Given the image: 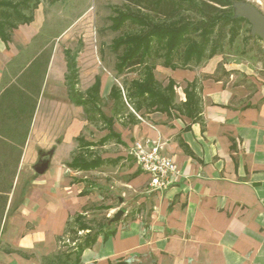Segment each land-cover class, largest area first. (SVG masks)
<instances>
[{
    "label": "crops",
    "instance_id": "obj_1",
    "mask_svg": "<svg viewBox=\"0 0 264 264\" xmlns=\"http://www.w3.org/2000/svg\"><path fill=\"white\" fill-rule=\"evenodd\" d=\"M36 25L34 15L32 23L12 31L8 42L0 37V98L6 96L8 102L16 80L41 62L44 49L38 45ZM219 62L215 58L198 71L164 70L168 82L173 79L184 88L198 81L201 118L193 120L176 111L136 112L127 103L110 116L115 118L117 135L112 139L114 152H94L106 163L78 171L69 164L81 140L97 144L91 151L106 148L112 140L99 143L109 133L103 128L98 140L84 137L92 112L71 99L68 59L54 53L18 159L22 168L28 163L35 167L41 155L52 152L50 167L32 179L14 212L10 210L15 192L6 204L0 220V264H264V71L262 76L253 73V90L244 94L243 86L215 76ZM78 78L79 67L75 88L87 98L100 77L85 93L77 88ZM80 110L90 114L87 120L80 117ZM7 118L5 114L3 119ZM148 140L159 145L181 172L165 191L151 189L150 176L129 155L136 142ZM127 160L134 164L124 172L129 175L125 192L138 199L139 207L131 216L124 212L114 228L109 222L94 229L87 224L97 217L90 206L113 209L104 196L92 191L90 178L81 175L103 173ZM80 220L91 229L78 230ZM72 233L80 237L72 241ZM89 236L94 241L79 253Z\"/></svg>",
    "mask_w": 264,
    "mask_h": 264
},
{
    "label": "rangeland",
    "instance_id": "obj_2",
    "mask_svg": "<svg viewBox=\"0 0 264 264\" xmlns=\"http://www.w3.org/2000/svg\"><path fill=\"white\" fill-rule=\"evenodd\" d=\"M39 1L40 4L34 11V15L37 29L40 31L38 45L41 49H44L40 53L41 62L32 64L30 71H27L23 78L16 80L15 88L7 96L11 101L8 102L4 98L6 96L0 98V220L5 206H7L6 204L11 203L12 193L15 192V195L10 211L14 212V209L23 201L32 179L38 176L31 163L22 168L21 164H18V159L23 153L30 129L34 123L30 116L36 105V99L40 96L52 55L57 53L58 56L63 57L66 54L68 60H75L76 66L79 67L77 88L82 93H85L94 83L96 77L101 78L99 106L101 111L108 117L112 116L118 109L115 100L108 95L111 87L117 85L120 88H125L133 80L142 79L145 75L144 65L127 70L124 73H119L117 69L120 63L119 56L122 55L123 51L114 52L112 49L114 40L123 34L140 31V26L130 20H126L121 29H113L119 20L120 14L128 13V8L122 0H58L55 3L52 0ZM243 1L253 4L264 13V0ZM132 12L142 16L137 11L132 10ZM184 15L188 16L192 23H198L202 19H206L195 8ZM232 36H234L233 39ZM193 38L198 42L201 41L197 35ZM212 38L214 43L209 46L201 63L191 61L188 65H184L185 45H183L174 53V64L179 66L180 70L186 66L187 69L198 71L216 58L220 60L215 74L217 78L225 82H231L234 86H243L244 94L251 92L254 87L252 82L253 73L262 76L264 71L263 41L251 34V25L248 22L233 25L221 24L216 28V33ZM216 45L218 46L216 55L209 58V50ZM164 52L165 50H159L155 53L153 46L145 62L148 66L155 67L154 75L156 79L163 86H167L168 77L166 71H164L166 67L162 65ZM55 65H57V61H55ZM51 70L52 64L49 74ZM201 77L205 76L202 75ZM182 88H184L182 84H177L175 88L178 104L184 102L182 100L184 97L186 101V95L184 96L185 93H183ZM68 91L70 90L68 89ZM90 108L94 111L93 105H90ZM81 110L80 117L87 120L90 114L87 115L85 111ZM5 114L8 115L7 120L3 119ZM91 116L92 118L88 119V127L84 137L95 141L98 140V136L103 131V124L99 118L100 114L96 110ZM120 118L117 117V120ZM114 144L116 143L112 140L106 148H95L91 151L92 155H94V152L99 155H103L105 152L113 153ZM83 151L85 149L80 146L77 153ZM121 164L117 167H110L103 173L101 171V173L81 175L82 178H90L88 182L92 191L104 196L105 202L109 201L111 204L109 206L113 209L111 211H100L97 209L98 204L90 206L91 214L97 215V217L94 220H88L87 224L93 226L94 229H97L100 224L111 222L110 219L118 210H123L126 214L130 213L129 216H131L136 212L132 213V211L137 210V207H139L138 199L126 194L125 190L127 188L124 185V181L129 178V175L124 172L128 171V168L134 162L127 160ZM14 174L15 178H13ZM102 178H105L106 181L103 182ZM142 191L144 192V188ZM121 199H123L122 202ZM123 219L124 216L115 223L111 222L110 228L116 227L118 222ZM70 237L73 241L80 235L76 236L72 233ZM72 241L69 244H72Z\"/></svg>",
    "mask_w": 264,
    "mask_h": 264
},
{
    "label": "trees",
    "instance_id": "obj_3",
    "mask_svg": "<svg viewBox=\"0 0 264 264\" xmlns=\"http://www.w3.org/2000/svg\"><path fill=\"white\" fill-rule=\"evenodd\" d=\"M58 0H52L55 3ZM128 8V13H122L113 29L122 28L126 20H130L140 26L136 33H126L114 40L112 49L114 52L123 51L119 56L120 63L117 66L119 73L144 65L145 75L142 79L133 80L124 88V91L113 86L110 96L118 105L116 112L122 111L127 103L136 111L146 109L150 112H163L171 114L172 111L193 120L201 118L203 111L201 88L198 81L188 83L184 92L186 101L178 104L176 102V82L170 79L167 86H163L154 75V66H148L146 59L154 46V52L165 50L163 66L172 70L180 69L174 64V53L183 45L184 65L191 61L201 63L213 45V36L216 28L221 25H233L240 22H248L244 18L234 17L232 5L234 2L243 0H122ZM40 4L39 0H0V37L8 42L13 30L22 24H30L34 21V11ZM195 8L206 19L198 23H192L191 19L184 14ZM132 10L141 13L142 16L134 14ZM116 20V19H115ZM249 23V22H248ZM232 29V28H231ZM200 34V35H199ZM199 37L197 41L193 36ZM232 39L234 36L231 37ZM260 39V38H259ZM156 44V47H155ZM218 46L209 50V58L216 55ZM70 69L69 95L79 106H83L89 113L95 110L100 114L103 129L109 133L99 143H104L117 138L113 130L114 117L106 116L100 109V78L89 91L88 97L77 92L75 85L77 80V66L75 60H68ZM185 68L181 69H187ZM124 92V93H123ZM93 105L94 111L90 108ZM96 119V118H95ZM85 151L78 153L69 164V167L78 171H91L101 167L104 163L99 156L92 155L91 146L97 144L81 140ZM91 229L82 220L78 222V230ZM94 236H89L79 246V253L91 245Z\"/></svg>",
    "mask_w": 264,
    "mask_h": 264
},
{
    "label": "built area",
    "instance_id": "obj_4",
    "mask_svg": "<svg viewBox=\"0 0 264 264\" xmlns=\"http://www.w3.org/2000/svg\"><path fill=\"white\" fill-rule=\"evenodd\" d=\"M129 155L134 158L140 169L151 178L150 187L153 190L165 191L171 187L181 172L176 163L161 153V147L146 142H136Z\"/></svg>",
    "mask_w": 264,
    "mask_h": 264
},
{
    "label": "water",
    "instance_id": "obj_5",
    "mask_svg": "<svg viewBox=\"0 0 264 264\" xmlns=\"http://www.w3.org/2000/svg\"><path fill=\"white\" fill-rule=\"evenodd\" d=\"M232 7L234 9V17L246 19L251 25V34L260 38L264 44V13L246 1L234 2ZM51 159L52 152L41 155L38 164L34 167L35 172L39 175L46 173L50 167ZM123 215L124 211L118 210L112 217L111 222H117Z\"/></svg>",
    "mask_w": 264,
    "mask_h": 264
}]
</instances>
